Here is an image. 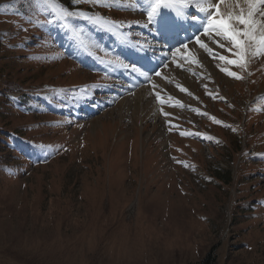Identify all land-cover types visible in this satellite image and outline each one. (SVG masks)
I'll list each match as a JSON object with an SVG mask.
<instances>
[{
  "label": "rangeland",
  "instance_id": "1",
  "mask_svg": "<svg viewBox=\"0 0 264 264\" xmlns=\"http://www.w3.org/2000/svg\"><path fill=\"white\" fill-rule=\"evenodd\" d=\"M204 4L0 0V264H264V54Z\"/></svg>",
  "mask_w": 264,
  "mask_h": 264
},
{
  "label": "snow or ice",
  "instance_id": "2",
  "mask_svg": "<svg viewBox=\"0 0 264 264\" xmlns=\"http://www.w3.org/2000/svg\"><path fill=\"white\" fill-rule=\"evenodd\" d=\"M163 2L164 0H155V6L152 11L148 12L149 20L153 18L156 8L162 6ZM221 3H224V0H217L215 5H210L207 8L201 7L200 11L207 13L208 27L205 28V32L218 33L231 42L233 47L226 50L237 58L227 60V63L242 65L247 55V49L250 48L255 49L254 54H264V22H260L255 18L257 13L260 16H264V0H245L246 10L242 8L239 14L227 15L221 13L219 7ZM66 15H73V13H66ZM76 15H79V13ZM197 43H201L199 38ZM201 46L205 47L202 43ZM218 46L224 47L223 44ZM218 59L224 61L227 58L224 55H220ZM227 74L236 77L234 72H228Z\"/></svg>",
  "mask_w": 264,
  "mask_h": 264
},
{
  "label": "bare ground",
  "instance_id": "3",
  "mask_svg": "<svg viewBox=\"0 0 264 264\" xmlns=\"http://www.w3.org/2000/svg\"><path fill=\"white\" fill-rule=\"evenodd\" d=\"M232 1H235V0H224V3H221L219 6H221V7H224V5H228V7H229V9H233L235 12L237 11V9L235 8V7H233L232 5H231V3H232ZM204 2H205V4L202 6V7H205V8H207V7H209L210 5H215L216 3H217V1H214L213 3H212V1L211 0H204ZM165 8H167V6H165ZM163 10H164V7H163ZM165 13L166 12H164L163 14H164V16H165ZM204 13V12H203ZM160 15H161V13H159ZM203 15H205V16H207V13L205 12ZM169 16V15H168ZM174 18V17H173ZM166 20H167V17H166ZM258 21H260V18H258ZM182 23V22H181ZM186 28V25H185V27H184V29ZM191 28V27H190ZM175 30V29H174ZM174 30H167L168 32H170V33H172V34H175L174 36L172 35V37L170 38V39H168V41H172L173 43H168V41H167V43H166V41H165V45H166V51H168V49L170 48H174V46L173 45H176V44H181L182 42H185V41H187V40H190V39H192V33L191 34H189V32L190 31H188L187 30V32L186 33H188L189 35H188V37H183V36H179L178 37V34H176L175 32H174ZM191 30V29H190ZM195 33V32H194ZM160 35V34H159ZM174 38V39H173ZM166 39V38H165ZM162 41H163V39H161ZM164 49V48H163ZM153 62V61H152ZM157 64H154V66H153V64L151 63V65H149V66H146V67H149L148 69H146L147 71H152V70H154V68H155V66H156ZM145 67V68H146ZM154 67V68H153ZM157 67V66H156ZM136 72H137V70H136ZM135 72V73H136ZM141 75H143V74H141V73H139V75H138V77H137V79H139L140 81H142V77H141ZM144 75H147V73L146 74H144ZM136 76V74H134V76L133 77H135ZM132 77V76H131ZM128 78H130V77H128ZM129 80L130 81V85H129V87H131L132 85H135L136 84V82L138 81V80ZM132 81V82H131ZM135 84H134V83ZM128 87V86H127ZM127 87H126V89H127ZM135 87V86H134ZM143 93V94H142ZM129 94V93H128ZM142 94V95H141ZM130 95V94H129ZM129 95H127V97L126 98H128V97H131V96H129ZM147 95H149V91L147 90V88L145 87L144 88V92L142 91L141 93L139 92L136 96H139V99H144ZM125 98V99H126ZM134 99V98H133ZM150 99V98H149Z\"/></svg>",
  "mask_w": 264,
  "mask_h": 264
},
{
  "label": "trees",
  "instance_id": "4",
  "mask_svg": "<svg viewBox=\"0 0 264 264\" xmlns=\"http://www.w3.org/2000/svg\"><path fill=\"white\" fill-rule=\"evenodd\" d=\"M19 91H22V90H19ZM24 93H22V94H20L21 96H26L27 95V90H24L23 91ZM12 94L13 93H11L10 94V98L8 99V102H7V100H5V103L7 102V103H13L14 102V100L15 99H20L21 98V96L20 97H18V98H14V99H12L13 98V96H12ZM12 96V97H11ZM12 99V100H11ZM238 149H240V146L238 145V147H237ZM208 261H209V258H207L204 262H203V264H208Z\"/></svg>",
  "mask_w": 264,
  "mask_h": 264
}]
</instances>
